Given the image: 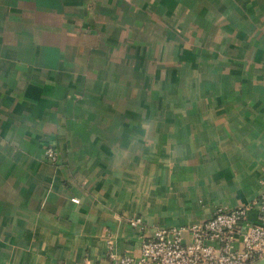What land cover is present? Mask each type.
<instances>
[{"label": "crops", "instance_id": "1", "mask_svg": "<svg viewBox=\"0 0 264 264\" xmlns=\"http://www.w3.org/2000/svg\"><path fill=\"white\" fill-rule=\"evenodd\" d=\"M263 188L264 0H0V264L137 256L130 219Z\"/></svg>", "mask_w": 264, "mask_h": 264}, {"label": "built area", "instance_id": "2", "mask_svg": "<svg viewBox=\"0 0 264 264\" xmlns=\"http://www.w3.org/2000/svg\"><path fill=\"white\" fill-rule=\"evenodd\" d=\"M44 160L56 165L57 153L47 148ZM249 211L255 212L253 219L248 218ZM129 224L139 231V254L118 255L109 241L105 264H251L264 257V188L250 205L233 209L216 205L200 223L156 229L150 235L144 234L140 217Z\"/></svg>", "mask_w": 264, "mask_h": 264}, {"label": "rangeland", "instance_id": "3", "mask_svg": "<svg viewBox=\"0 0 264 264\" xmlns=\"http://www.w3.org/2000/svg\"><path fill=\"white\" fill-rule=\"evenodd\" d=\"M47 148H52L56 153H57V150H56V148L55 147H53L52 145H48L47 147H45V150L47 149ZM44 150V151H45ZM58 155V154H57Z\"/></svg>", "mask_w": 264, "mask_h": 264}, {"label": "water", "instance_id": "4", "mask_svg": "<svg viewBox=\"0 0 264 264\" xmlns=\"http://www.w3.org/2000/svg\"><path fill=\"white\" fill-rule=\"evenodd\" d=\"M263 260H264V257L261 258V259L256 260L255 262H257V261H263ZM255 262H253V263H255ZM253 263H251V264H253Z\"/></svg>", "mask_w": 264, "mask_h": 264}]
</instances>
